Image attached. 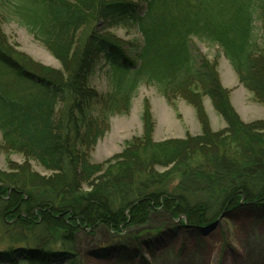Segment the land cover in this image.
I'll return each instance as SVG.
<instances>
[{"label": "trees", "instance_id": "obj_1", "mask_svg": "<svg viewBox=\"0 0 264 264\" xmlns=\"http://www.w3.org/2000/svg\"><path fill=\"white\" fill-rule=\"evenodd\" d=\"M6 15L62 69L15 50L1 29ZM112 27L136 34L119 40L106 34ZM191 38L218 46L264 105V0H0V151L51 171L41 176L27 162L0 170V264H80L78 231L103 224L121 234L149 210L194 226L221 213L264 214V121L240 118L215 63L194 53ZM99 61L106 91L86 83ZM141 85L154 86L169 105L177 97L192 105L201 133L153 140L146 104L141 136L92 162L111 118L129 113ZM203 96L223 129L210 128Z\"/></svg>", "mask_w": 264, "mask_h": 264}, {"label": "rangeland", "instance_id": "obj_2", "mask_svg": "<svg viewBox=\"0 0 264 264\" xmlns=\"http://www.w3.org/2000/svg\"><path fill=\"white\" fill-rule=\"evenodd\" d=\"M259 26L260 23L255 22L256 32ZM1 29L15 50L26 53L38 64L62 69L60 61L12 17L6 15ZM106 34L128 40L136 33L112 27L107 29ZM191 46L194 53L202 54L215 63L221 84L230 90V102L240 118L247 123L264 121V105L257 102L251 92L238 82L220 48L196 38H191ZM101 66L102 61H99L86 83L89 87L106 91L108 84ZM174 101V105H169L154 86L141 85L129 113L111 118L109 130L91 151L92 162H104L120 153L128 141L141 136V115L146 104L150 106L154 118L153 140L200 134L201 126L193 106L180 97ZM201 104L210 128L214 131L223 129L225 122L213 109L210 99L203 96ZM26 162L31 171L41 176L51 174V171L34 160H28L21 153L0 151L2 171H13ZM168 168L157 166L155 170L164 172ZM83 188L86 189L85 186ZM145 218L137 224L130 223L121 234L103 224L82 228L73 238V250L78 254L80 264H264V214L237 211L229 216L224 215L215 228L206 234L201 228L214 220L194 226L184 216L174 217L162 209L149 210ZM132 240L136 241L132 243ZM121 247L132 254L121 255Z\"/></svg>", "mask_w": 264, "mask_h": 264}, {"label": "water", "instance_id": "obj_3", "mask_svg": "<svg viewBox=\"0 0 264 264\" xmlns=\"http://www.w3.org/2000/svg\"><path fill=\"white\" fill-rule=\"evenodd\" d=\"M223 217H224V213L219 215V217L216 220H214L213 222H211L207 226L202 227L201 228L202 232L204 234H206L207 232L213 230L215 228V226L219 223L220 219H222Z\"/></svg>", "mask_w": 264, "mask_h": 264}]
</instances>
